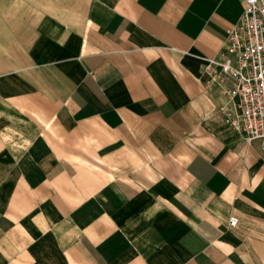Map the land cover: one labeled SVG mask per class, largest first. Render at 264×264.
Listing matches in <instances>:
<instances>
[{
  "label": "crops",
  "instance_id": "obj_1",
  "mask_svg": "<svg viewBox=\"0 0 264 264\" xmlns=\"http://www.w3.org/2000/svg\"><path fill=\"white\" fill-rule=\"evenodd\" d=\"M241 10L0 0V264H264V145L202 88Z\"/></svg>",
  "mask_w": 264,
  "mask_h": 264
},
{
  "label": "built area",
  "instance_id": "obj_2",
  "mask_svg": "<svg viewBox=\"0 0 264 264\" xmlns=\"http://www.w3.org/2000/svg\"><path fill=\"white\" fill-rule=\"evenodd\" d=\"M236 22L225 30L218 59H206L202 88L235 100L226 122L243 134L246 143L264 145V0H241ZM234 226L236 218H228Z\"/></svg>",
  "mask_w": 264,
  "mask_h": 264
},
{
  "label": "rangeland",
  "instance_id": "obj_3",
  "mask_svg": "<svg viewBox=\"0 0 264 264\" xmlns=\"http://www.w3.org/2000/svg\"><path fill=\"white\" fill-rule=\"evenodd\" d=\"M83 0H81V2H82Z\"/></svg>",
  "mask_w": 264,
  "mask_h": 264
}]
</instances>
